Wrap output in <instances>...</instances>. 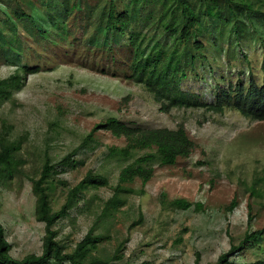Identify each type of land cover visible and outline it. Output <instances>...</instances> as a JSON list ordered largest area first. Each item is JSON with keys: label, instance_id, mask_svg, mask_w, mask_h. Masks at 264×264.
<instances>
[{"label": "rangeland", "instance_id": "rangeland-1", "mask_svg": "<svg viewBox=\"0 0 264 264\" xmlns=\"http://www.w3.org/2000/svg\"><path fill=\"white\" fill-rule=\"evenodd\" d=\"M76 1L71 0L67 9L66 0H0V43L9 50L13 63L40 68L27 76L21 90L0 96V132L14 141L25 137L20 152L25 160L22 173L0 185V221L12 256L22 259L43 251L45 225L36 219L32 178H38L45 163H60L97 124L116 117L146 128L184 126L195 150L175 165L157 166L145 187L137 180L134 188L144 192L124 196L126 203L104 221L100 214L112 197L121 167L117 161L107 160L105 152L109 146H124L125 139L104 130L96 132L90 146L75 157L80 163L67 174L68 185L57 184L51 193L52 205L59 209L69 190L89 170L109 177V186L90 191L77 210L59 223L58 239L66 252L95 228L94 234L106 238L94 255L112 264H197L198 258L200 264L216 262L231 246L239 245L247 232L264 226V199L250 193L252 181L264 170V121H253L232 109L215 114L200 106L162 112L143 85L125 76L130 74L125 72L128 52L116 45L104 48L103 42L99 46L91 30L105 8L103 2L114 15L128 1L83 0L81 10ZM235 1L264 12V0ZM193 3V13L232 19L226 0ZM142 4V17L130 32L156 36L173 46L175 37L165 27L172 21V11L180 8L174 0H143ZM261 26L262 36L254 40L241 44L223 40L226 51L221 56L212 49L216 31L206 27V57L218 58L219 63L212 62V71L198 68L181 88L210 102L218 85L240 77L251 74L263 85L264 22ZM2 47L0 79L16 69ZM198 59L202 63L204 53ZM2 120L6 121L4 127ZM174 199L202 203L203 211H178L164 205ZM234 199L237 206L229 211ZM262 260L263 240L251 242L243 252L231 256L234 264Z\"/></svg>", "mask_w": 264, "mask_h": 264}, {"label": "trees", "instance_id": "trees-1", "mask_svg": "<svg viewBox=\"0 0 264 264\" xmlns=\"http://www.w3.org/2000/svg\"><path fill=\"white\" fill-rule=\"evenodd\" d=\"M66 1L67 9H70L71 0ZM127 1L125 7L114 15L109 4L103 2L105 8L101 14L97 15L96 25L91 30L94 31L93 35L99 41V46L104 45L106 48L110 45L109 48L113 49V45H116L128 52L125 72L130 74H125V76L130 81L143 85L160 104L162 112L169 113L173 108L200 106L215 114H222L227 109H232L253 121H264V84L259 85L251 74L246 79L240 77L236 82L231 81L227 85H218L212 92L214 97L210 102L181 88L182 82L188 79L190 74H196L198 68L204 71L211 70L212 62L219 63L218 58L211 60L209 56L206 57L207 45L204 41L207 39L204 31L206 27H211L216 31L218 38L212 49L218 51L221 56L226 51L222 44L223 40L227 39L230 43L241 44L262 36L261 23L264 22V12L252 10L245 3L226 0L232 19H214L208 15L193 13V1L196 0H174L175 6H178L180 10L172 11V21L165 27V31L167 30L175 37L173 46L169 47L156 36L148 37L142 32H130L131 27L139 23L142 17L140 6L143 5V0ZM83 4V0H77L75 5L81 10ZM6 13V16L13 21L8 11ZM22 14L18 17H23L25 12ZM125 39L127 42L123 46ZM100 42L103 44L100 45ZM2 44L3 42L0 43V47L3 46ZM191 47L196 51L191 52ZM7 51V61L16 65V69L8 77L0 79V96L3 94L5 96L6 92L21 90L27 76L40 71L38 66L31 67L26 64L13 63L9 50ZM202 53L205 59L200 63L198 58ZM262 71L264 73V57ZM2 124L4 127L6 121L2 120ZM99 130L108 131L117 138L125 139L124 146H109L105 152L107 160H115L121 167L117 180L113 184L112 197L104 203L100 214V219L104 221H107V217L112 216L126 203L124 196L144 192L143 188H134L137 180H140L142 186L145 187L153 178L157 166L175 165L179 159L189 158L196 147L184 126L176 129L146 128L129 125L116 117H109L106 121L97 124L86 135L81 145L68 153L60 163L56 165L45 163L40 169L38 178H32L33 192L37 199L36 219L45 225L46 232L42 253L30 254L22 259L13 257L5 228L0 221V264H112L94 255L106 238L105 234H94L95 228L90 229L71 252H66L58 239L59 223L77 210L78 203L85 201L90 191L109 186V177L91 169L69 190L65 203L59 209L53 207L51 200V193L57 188V184L63 187L68 185L66 183L67 174L76 169L80 163L75 157L81 150L90 146L95 133ZM24 139L25 137L18 141L11 140L1 130L0 185L10 183L22 173L25 160L20 156V152ZM250 189L251 195L264 199V170L252 181ZM164 205L178 211L191 209L203 211L202 203H192L184 199H174ZM236 206L237 202L234 199L229 211H233ZM250 219H252L251 216ZM260 240L264 241V226L261 230L247 232L239 245L231 246L229 251L222 253L216 262L210 264H234L231 262V256L243 252L247 244ZM197 264H200L199 258ZM253 264H264V260Z\"/></svg>", "mask_w": 264, "mask_h": 264}]
</instances>
